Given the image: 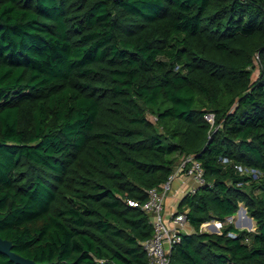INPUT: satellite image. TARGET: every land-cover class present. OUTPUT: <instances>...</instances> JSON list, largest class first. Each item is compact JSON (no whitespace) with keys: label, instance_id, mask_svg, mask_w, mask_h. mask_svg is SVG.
Wrapping results in <instances>:
<instances>
[{"label":"trees","instance_id":"1","mask_svg":"<svg viewBox=\"0 0 264 264\" xmlns=\"http://www.w3.org/2000/svg\"><path fill=\"white\" fill-rule=\"evenodd\" d=\"M185 155L205 184L178 203L193 231L169 264H264V0H0V237L16 253L147 264L142 205ZM242 203L257 230H201Z\"/></svg>","mask_w":264,"mask_h":264},{"label":"built area","instance_id":"2","mask_svg":"<svg viewBox=\"0 0 264 264\" xmlns=\"http://www.w3.org/2000/svg\"><path fill=\"white\" fill-rule=\"evenodd\" d=\"M205 118L213 125L215 122L214 113H207ZM238 172L259 179L263 173L254 168L237 166ZM185 175L195 181V186L188 190V193H195L197 189L205 184L204 168L201 161L194 155H185L174 173L159 187L148 190V199L142 208L150 214L153 235L142 244L147 253V264H169L170 254L175 244L182 240V234L189 232L190 225L185 212L174 210L168 212L166 199L172 190L173 182L177 176ZM133 206H140L138 202L130 201Z\"/></svg>","mask_w":264,"mask_h":264},{"label":"water","instance_id":"3","mask_svg":"<svg viewBox=\"0 0 264 264\" xmlns=\"http://www.w3.org/2000/svg\"><path fill=\"white\" fill-rule=\"evenodd\" d=\"M244 213L246 216V219L244 220V223L241 221L236 222V226L241 228V227H246L249 231H253L254 227V220L252 217L247 216V209L240 207L238 209V214ZM233 216H229L228 218L231 219ZM0 253L6 255L9 257V259L15 263V264H40L34 261L33 259L27 258L25 256H22L18 253H16L13 250V243L8 240L0 237Z\"/></svg>","mask_w":264,"mask_h":264},{"label":"crops","instance_id":"4","mask_svg":"<svg viewBox=\"0 0 264 264\" xmlns=\"http://www.w3.org/2000/svg\"><path fill=\"white\" fill-rule=\"evenodd\" d=\"M195 186V181L188 176L180 175L173 182V187L166 199V209L168 212L177 210L178 203L182 197L188 192V190ZM192 226L189 225L188 231L192 230Z\"/></svg>","mask_w":264,"mask_h":264},{"label":"rangeland","instance_id":"5","mask_svg":"<svg viewBox=\"0 0 264 264\" xmlns=\"http://www.w3.org/2000/svg\"><path fill=\"white\" fill-rule=\"evenodd\" d=\"M257 76H258V72L255 71L254 74H253V78L255 79ZM240 207L246 208L243 203L240 204ZM246 214H247V216L251 217V215L248 212ZM237 216H238V213H236L231 219L227 218L226 222L211 221V222H208V223H204L202 225V227H201V230L204 231V232L220 234L221 231H222L223 226L225 224H227V223H232L238 229H246V230H248L246 227L239 228V227L236 226V220H244V216H239V217H237ZM253 223H254L253 231H255V230H257V228H256L255 222H253ZM192 231H193V229L190 230L189 232H192Z\"/></svg>","mask_w":264,"mask_h":264},{"label":"bare ground","instance_id":"6","mask_svg":"<svg viewBox=\"0 0 264 264\" xmlns=\"http://www.w3.org/2000/svg\"><path fill=\"white\" fill-rule=\"evenodd\" d=\"M243 213V212H242ZM241 213V214H242ZM238 215H240V214H238ZM244 216V220L246 219V216L245 215H243ZM244 220H236V222H238V221H241L242 223H244Z\"/></svg>","mask_w":264,"mask_h":264}]
</instances>
